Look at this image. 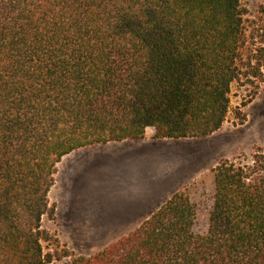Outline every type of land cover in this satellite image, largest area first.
Returning a JSON list of instances; mask_svg holds the SVG:
<instances>
[{"label": "trees", "instance_id": "1", "mask_svg": "<svg viewBox=\"0 0 264 264\" xmlns=\"http://www.w3.org/2000/svg\"><path fill=\"white\" fill-rule=\"evenodd\" d=\"M242 77L264 81V16L241 0H0V264H264V148L94 253L42 224L65 155L150 127L206 138Z\"/></svg>", "mask_w": 264, "mask_h": 264}, {"label": "rangeland", "instance_id": "2", "mask_svg": "<svg viewBox=\"0 0 264 264\" xmlns=\"http://www.w3.org/2000/svg\"><path fill=\"white\" fill-rule=\"evenodd\" d=\"M241 2L251 19L264 16V0ZM153 134L150 127L144 139L94 144L64 156L48 195L55 217L45 215L43 227L75 253L91 254L128 233L121 230L136 227L127 222L139 203L128 200L125 189L132 182H147L148 196L158 197L147 202L148 216L185 186L194 199L208 203L222 159L249 160L264 148V81H235L227 120L206 138L153 139ZM43 245L47 251V242Z\"/></svg>", "mask_w": 264, "mask_h": 264}, {"label": "crops", "instance_id": "3", "mask_svg": "<svg viewBox=\"0 0 264 264\" xmlns=\"http://www.w3.org/2000/svg\"><path fill=\"white\" fill-rule=\"evenodd\" d=\"M153 189H155V188H153ZM125 191L129 192V197H128L129 201L139 202L136 204L135 209L129 214V216H127V218H128L127 222L130 223V225H132V226H137L144 219H146L148 217L147 202L149 200L156 201V200H158V197H156V195H153L152 197L148 196L147 182H145L144 185L142 184L141 181L140 182L138 181V183L132 182L130 184V186H128V188L125 189ZM161 191L162 190H160V193H161ZM152 193H153V191H152ZM142 195H143V197H142ZM132 230L133 229H125V230L123 229L121 231L130 232Z\"/></svg>", "mask_w": 264, "mask_h": 264}]
</instances>
